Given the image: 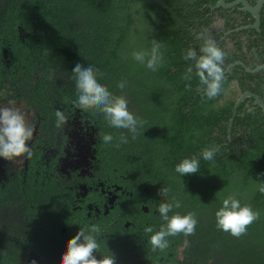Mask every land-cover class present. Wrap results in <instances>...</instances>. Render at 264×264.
Listing matches in <instances>:
<instances>
[{
  "label": "trees",
  "instance_id": "trees-1",
  "mask_svg": "<svg viewBox=\"0 0 264 264\" xmlns=\"http://www.w3.org/2000/svg\"><path fill=\"white\" fill-rule=\"evenodd\" d=\"M215 2L0 0V107L9 100L50 108L59 102L64 110L74 111L77 95L72 70L77 63L94 66L103 73L97 77L99 82L113 94L125 96L129 110L145 122L132 139L127 130L109 127L97 110L82 111L95 121L99 133L128 136L129 142L119 148L116 139L112 144L101 142L109 164L148 184L151 194L168 187V199L182 205L173 208L170 216L197 214L195 235L169 237L170 247L163 253L151 251L147 241L152 233L137 234L136 225L131 234L109 232L101 241V255L108 249L115 260L122 256L128 264H264V194L254 183L264 182V114L252 98L239 104L228 129L233 104L242 92L255 93L264 101V69L250 73L234 64L240 60L253 69L263 63L264 5L259 32L251 28L232 32L229 48L220 39L223 32L253 18L246 12L247 20L239 23L236 13L240 12L234 8L211 11ZM217 20H222L221 28L213 25ZM204 29L227 53L224 90L212 100L196 91L197 77L193 76L190 89L182 79L192 64L183 59L184 52L195 48L199 53L202 41L196 36ZM240 34L247 36V58ZM153 40L161 43L164 53L163 66L156 72L131 57L133 50L150 48ZM122 79L127 81L123 92L117 88ZM212 145L220 146L214 162L201 159L197 174L182 177L183 188L175 166ZM0 160V169L4 168V175L0 174V264H33L26 261L28 252L37 256L35 264H61L67 242L80 230L63 218L69 215L58 201L62 193L51 189L40 168L41 178L36 179L34 169L14 174L6 168L8 161ZM233 193L242 205L250 204L261 213L239 239L216 227L215 213ZM160 203L146 227L159 230L164 223L158 213ZM63 225L65 234L60 231Z\"/></svg>",
  "mask_w": 264,
  "mask_h": 264
},
{
  "label": "clouds",
  "instance_id": "clouds-1",
  "mask_svg": "<svg viewBox=\"0 0 264 264\" xmlns=\"http://www.w3.org/2000/svg\"><path fill=\"white\" fill-rule=\"evenodd\" d=\"M196 39L202 41L199 53L195 48L185 50L183 59L192 61V64L187 67L182 79L187 82L186 89H190L193 76L197 77L199 83L196 91L203 97L212 100L224 90V65L227 53L217 44L207 29L198 33ZM161 47L160 42L153 40L150 48L133 50L131 57L138 64L156 72L164 63V53L161 51ZM72 73L77 95L76 100L73 101L75 107L81 111L97 110L103 114L109 127L127 130L132 139H135L139 134L138 130L143 127L145 122L129 110L126 97L113 94L107 86L100 83L97 77H102L103 73L90 64L84 67L77 63ZM126 86V80L122 79L117 83V88L121 92ZM55 117L57 128H64L69 121L67 115L61 110H56ZM33 135L32 125L19 108L0 107V158L9 162L21 157L31 159L33 152L29 147V142L32 141ZM99 138L106 145L112 144L116 139L118 142L115 147L117 148L129 142L128 136L123 133L119 137L108 133H99ZM219 150V145L206 147L201 150L199 156L193 155L190 158H184L175 166V172L180 177L183 188L182 177L197 174L200 170L201 159L214 162ZM254 183L256 189L264 194V182ZM169 192L170 189L164 186L159 190V195L167 200V203L161 202L158 207V213L164 223L160 225L159 230H154L151 226L144 229L145 233H152L147 241L152 252H165L170 247L169 237L195 235L198 225L195 212H188L186 215L179 213L169 215L173 208L178 209L182 206L181 201L175 198H172L171 201L168 199ZM237 196L236 193L229 194L222 200V206L216 211L215 219L218 230L239 239L247 235L248 228L260 219L261 213L258 210H253L250 204L242 205ZM101 233L102 228L97 223L81 226L78 233L67 242L61 264H116L114 254L110 253L107 247V254L99 255L100 258H97V253L101 252V239H99ZM33 264H35L34 261Z\"/></svg>",
  "mask_w": 264,
  "mask_h": 264
},
{
  "label": "flooded vegetation",
  "instance_id": "flooded-vegetation-1",
  "mask_svg": "<svg viewBox=\"0 0 264 264\" xmlns=\"http://www.w3.org/2000/svg\"><path fill=\"white\" fill-rule=\"evenodd\" d=\"M217 1L210 6L211 11L214 12L219 7L226 10L234 8L240 12L236 13L239 23L247 20L246 12L240 9L241 5L224 8L218 5ZM217 16L216 13L215 17ZM253 23L254 21L245 23V25ZM221 24L222 20H219L217 24L213 25L221 28ZM245 25L224 31L220 39H223L227 46L232 48L233 43L228 35L239 30H246L239 29ZM220 30L222 31V29ZM256 31L259 32V30ZM239 38L243 54L246 56L248 53L247 36L240 34ZM260 44V50H264V42L261 41ZM10 102L11 100L5 104H12ZM15 103L24 104L26 115L29 116L28 122L33 127V139L29 142L33 155L31 159L21 157L12 162L8 161V164H5L6 168L9 167L11 173L14 174L23 170L22 173L19 172L20 175L32 168L36 173V179L38 177L40 179L41 172H43L51 189L58 192L57 195L62 193L63 196L58 198V201H61L60 205L66 209L67 215H69L68 217L63 216V218L66 221L69 220L71 225L81 227L85 224H99L102 228L99 238L101 241L106 240L105 238L111 231L117 233L116 230H123L125 233H130L136 225L138 226L135 227L137 234H141L148 226L149 220L156 214L155 207L158 203H167V200L159 193L151 194L148 184L130 178L129 175L121 173L118 167L109 164L105 156V149L101 147L95 121L85 116L80 109L75 107L74 111L68 108L64 110L61 107L64 104L59 102L51 103V108L49 105L46 108L34 103L28 105L24 101ZM56 110L63 111L69 119L64 128L55 126ZM39 168L41 172L37 171ZM3 169H0V174L4 173ZM54 197L56 198V195ZM60 231L65 234L66 226H61ZM139 241L142 242L143 239L141 238ZM99 255L101 252L97 253V257H100ZM122 258V256L117 257L116 264H128Z\"/></svg>",
  "mask_w": 264,
  "mask_h": 264
},
{
  "label": "water",
  "instance_id": "water-1",
  "mask_svg": "<svg viewBox=\"0 0 264 264\" xmlns=\"http://www.w3.org/2000/svg\"><path fill=\"white\" fill-rule=\"evenodd\" d=\"M218 5H221L224 8H230L236 5H241V10L248 12L249 14L252 15L253 17V24L245 25L239 27V29H255L259 30V23H260V11L262 9V6L264 5V0H256L253 4H250L247 0H234L231 2H226L225 0H218L217 1ZM236 64L241 65L244 67V69L247 72L253 73L257 72L261 69H264V64H260L256 66L253 69H250L249 67H246L242 62L237 61ZM246 98H252L253 99V104L258 105L261 108L262 113L264 114V101L255 93H252L250 91H244L242 92L236 99L232 107L231 111V118L229 121V126L228 129L230 128L231 121L236 113V109L239 106V104L244 101Z\"/></svg>",
  "mask_w": 264,
  "mask_h": 264
},
{
  "label": "rangeland",
  "instance_id": "rangeland-1",
  "mask_svg": "<svg viewBox=\"0 0 264 264\" xmlns=\"http://www.w3.org/2000/svg\"><path fill=\"white\" fill-rule=\"evenodd\" d=\"M1 107L19 108V109L25 114V117H26V119H27V121H28V117H29V116L26 115V111H25L26 109H25V106H24L23 103H21V104H17V103L5 104V103H3V104L1 105ZM26 261H28V262H32V263H33V261H34L35 263L39 262L37 256L34 255L32 252H28V253H27Z\"/></svg>",
  "mask_w": 264,
  "mask_h": 264
}]
</instances>
